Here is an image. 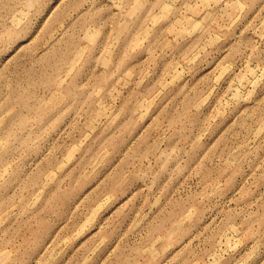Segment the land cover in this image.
Returning a JSON list of instances; mask_svg holds the SVG:
<instances>
[{"label": "rangeland", "instance_id": "rangeland-1", "mask_svg": "<svg viewBox=\"0 0 264 264\" xmlns=\"http://www.w3.org/2000/svg\"><path fill=\"white\" fill-rule=\"evenodd\" d=\"M0 264H264V0H0Z\"/></svg>", "mask_w": 264, "mask_h": 264}]
</instances>
